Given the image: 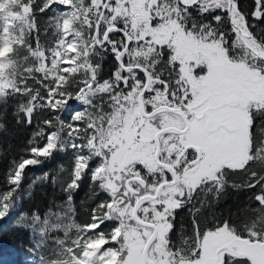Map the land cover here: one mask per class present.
<instances>
[{
  "label": "rangeland",
  "instance_id": "374dc122",
  "mask_svg": "<svg viewBox=\"0 0 264 264\" xmlns=\"http://www.w3.org/2000/svg\"><path fill=\"white\" fill-rule=\"evenodd\" d=\"M28 1H33L34 10L38 13L36 27ZM100 2L101 0H93L97 6ZM173 2L174 0H163L158 4L157 0H129L125 7L124 0H119L120 7L116 8L117 12L123 10L129 20L134 19L140 24L135 37L132 36V25L126 29L134 41L129 51L140 53L134 57V63L151 66L156 63L159 59L158 44L168 45L173 61L179 63V89L184 90L180 98L184 99V92L187 93L188 98L185 103L189 114V128L185 132L169 131L161 134L159 159L171 164L176 170L179 151H184L188 145H194L201 151L197 162L192 164L187 160L189 164L185 169L180 172L176 170L177 181L174 184L164 186L157 197L143 200L138 206L137 214L141 219L157 225V234L149 249L150 257L155 262L224 264L223 258L217 251L236 235L233 228L224 224L214 231H207L200 240L201 253L198 257L177 258L176 252H173L168 245V233L172 227L170 216L173 210L182 204L181 194L195 191L194 187L185 183L186 181L198 180L200 185L208 184L207 193H215L224 185L223 175L217 176L213 165L206 164L205 159L212 161L222 158L225 161L223 168L229 163H243L246 120L249 115L253 117V112L258 107H264V71L243 59L232 56L225 42L211 29L201 30L200 26L184 28L167 13L165 18L153 27L150 24L151 16H154L158 9H163L165 5ZM44 3L45 0H0V91L3 92L0 98L13 90L7 87L11 81H15L19 89L22 86L25 88L28 92L26 110L32 109L33 112L35 108L38 110L44 108L37 120L39 131L34 148L43 147L48 143L47 132L55 129L59 144L63 145V151H69L73 156V167L68 172L69 179L66 185L75 179L76 161L82 156L84 159L81 161V177L86 171L89 172L93 180L101 181L102 186L112 197L110 202L105 203L110 205L106 212L101 207L96 208V218L90 224L101 223L109 217L110 220L117 221L109 233L104 229L94 230L95 234L86 232L85 226L88 224L83 225L75 220L72 201L68 200L73 188L65 186L64 191L68 192L67 198L57 202L56 206L42 214L43 216L49 210L61 214L60 220L53 217V223L62 225L61 230L52 233L49 237L38 236L39 229L33 227L30 231L28 229L30 225L26 220L20 219V215H28L27 211L21 208V201L30 195V186L41 183V176L31 177L29 173H23V177H26L28 182L18 185L17 205L7 217L0 218V221H4L9 228L29 231L31 241L27 245L22 242L14 244L0 241V264H40L41 252L45 253L48 264H63V262L71 264L70 255L60 254L53 257L48 254L47 247H55L57 253H63L65 248L75 247L73 242L83 247L86 240L90 243V247L86 249L89 256L87 259L81 258L80 264H90V262L103 264L99 257L93 259L95 250L99 247L108 248L107 253L103 254L108 257L107 264H115L121 250H124L122 264H147L143 250L153 228L137 222L133 211L141 196L155 194L162 180L170 178L167 176V168L158 164L155 159L156 132L166 126L181 128L184 123L179 116L169 112L156 113L150 117L144 116L138 102L144 84L131 93L126 90L119 95L117 90L115 102L109 99V93L112 92V86L116 81L99 80L95 61L98 46L103 45L105 23L109 22L108 14H105L104 22L100 23V35L97 37L99 13L95 7L88 5L87 0H74V10L49 8L45 12H40L39 9ZM62 11L67 15L60 16ZM57 21L63 22L64 31L60 30ZM34 28L40 35L41 44L37 35L33 36L34 39L31 37ZM68 31L72 32V35L65 42L63 38ZM238 34L241 42L246 46V52L264 58V50L254 40L242 36L239 32ZM139 37H144L147 42L135 43V39ZM252 42L255 43V47L251 46ZM66 45H73L76 51L69 54ZM145 56L148 58L145 59ZM65 58L72 62L64 64ZM167 72L163 70V75ZM159 73L161 74V70ZM175 79L170 80V95L155 90V96L150 97L156 107L177 105V102L169 97L172 93L178 95L177 85L172 83ZM36 82L38 84L33 86ZM57 82L60 87L53 96L49 97L48 90ZM34 87L40 90L39 96L33 91ZM68 95H71L73 102L64 105L63 101ZM49 99L52 104H58L57 111L51 109L48 104ZM143 99L145 103V93ZM85 101L88 103L86 104ZM102 102L103 108H101ZM151 110L153 108L148 106V111ZM61 112H63L62 116ZM76 113L83 118V124L79 128V138H76L75 131L69 135L70 128L67 123H60V121L66 122L70 115ZM46 121L52 122L50 127ZM89 124L92 125V130H86L85 126ZM42 141V145H39ZM74 142L82 146L73 148ZM29 158L34 160V164L28 167L38 166L46 161L39 154L35 157L30 155L24 160ZM253 158L260 160L264 166V143L253 154ZM130 169L136 170L138 175L145 178L143 186L138 181L127 183L125 177ZM45 174V181L53 182L55 178L56 182L59 177V171L51 177L49 175L46 177ZM132 186L136 189L133 190ZM174 189L179 191L174 193ZM109 234L116 241L110 246L106 243ZM246 234L245 237L250 240L264 241L263 220L260 218L251 221ZM54 239L64 243L53 246L51 241ZM33 244L46 248L37 251L33 248ZM79 251L80 249L77 248V252ZM220 253L223 255L226 252Z\"/></svg>",
  "mask_w": 264,
  "mask_h": 264
},
{
  "label": "trees",
  "instance_id": "16d2710c",
  "mask_svg": "<svg viewBox=\"0 0 264 264\" xmlns=\"http://www.w3.org/2000/svg\"><path fill=\"white\" fill-rule=\"evenodd\" d=\"M28 2L32 10V19L36 27L39 19V17L38 19L36 18L38 13L34 10L33 1ZM236 2L239 4L240 13L247 18V24L251 33H253L258 40L264 42V21H253L251 18V14L257 6L256 0H236ZM221 15L225 14L221 13ZM193 17L196 20L197 27L200 26L201 28L206 24H211V30H216L215 35L217 37L219 36L216 33H222V40L225 42L232 56L243 59L252 66L264 71V58L252 56L249 52H246V46L241 42L239 34L235 31L233 25L229 24L227 16L217 24L213 20L212 13L199 16L193 10L192 17L188 19L187 28L189 29L192 28L191 21ZM253 23L255 27H252ZM203 28L210 30L208 27ZM34 35H37L40 39V35L36 33L35 28L31 35L32 39H34ZM123 39V36L113 33L110 36L109 43H111V41L121 42ZM166 46L169 48L168 45ZM95 61L98 66L96 72L98 79L112 80V73L118 66L112 59L111 48L108 47V45L103 44V46H98ZM153 65H155L154 68ZM153 65H148V67L145 66L150 73L154 71L159 75L160 70L168 71L164 74V77L169 89L162 90L157 88L156 90H161L166 94L171 93L170 80L180 75L179 63L172 61V68H169L168 62H156ZM133 71L135 72L137 70ZM37 73L40 74V72ZM132 74L133 73H128L130 76ZM37 84L38 82L33 86ZM28 86H30V84ZM152 86H154L153 83ZM122 89L123 87L121 86L118 90L119 95L126 91V89ZM33 91L39 96L40 90L34 87ZM177 91L178 96H182V91ZM27 96L28 92H26L25 88L22 86L19 92L11 90L0 98V188L3 187L7 174L13 171V169L25 158L30 156L31 149L36 146L35 139L39 131L37 120L44 108H41L42 110L36 108L33 110L32 122L29 124L27 122L25 108V103L28 100ZM171 100L174 101L172 98ZM176 102L178 105V101ZM171 114L175 115L173 113ZM261 116H264V113H261ZM261 116H257L256 111L253 112V118H255L257 123L264 118ZM48 127L50 126L48 125ZM262 140H264V136H261L259 133L254 134L252 138L253 154L263 145ZM42 143L43 141L40 142L39 145H42ZM72 167V154L69 151H60L57 149L51 158L46 159L43 164L33 167L30 166L24 170L23 173H29L31 177L40 175L41 183L36 184V186H30V195L22 199L21 208L26 210L28 215L37 209L42 215L47 209H52V207L56 206L57 202L66 199L68 192H65L64 189L69 179L68 172L71 171ZM56 171H59V177L55 183L51 180H44L45 173L51 177ZM252 173H255L257 177L264 175V166L260 160L256 158H253L252 163L243 170L230 171L228 166L224 167L221 172L224 177V185L217 192L207 193L208 184H203L200 190H195V195L191 196L190 199L187 197L184 198L187 200L186 203L181 199V205L183 206L180 205L176 207L170 216L172 227L170 229L171 231L168 233L169 248L176 250L179 254L178 256L193 258L199 254V249L196 248L198 239L207 231L223 224H228L245 237L247 235L246 231L248 225L251 221L255 219L260 220L261 218L264 222V207L256 203L258 194L261 195L262 203H264V192H261L260 185H257L255 189L248 187L250 183H255V181L251 179ZM26 181L28 182V179L23 177L21 185ZM70 197L74 207V218L78 223L83 225L90 224L94 220L93 212H95L96 215V208L99 207V201L102 200L104 203H108L112 199L110 193L102 186L101 181L93 180L87 171L79 180L78 190L77 188H73ZM193 215L195 216V222L199 225L198 231L193 228ZM116 221L117 220L112 219L107 225L103 224L100 229H104L109 233ZM173 224L175 228H173ZM30 235V232L27 230L9 228L5 225L4 221H0V241H9L14 244L22 242L27 245L30 244L31 241ZM123 251L124 250H121L115 264H122V260L124 259V254H122ZM241 256H243L241 261L237 263L236 260L231 264H252L248 257L244 255Z\"/></svg>",
  "mask_w": 264,
  "mask_h": 264
},
{
  "label": "snow or ice",
  "instance_id": "6c2138e0",
  "mask_svg": "<svg viewBox=\"0 0 264 264\" xmlns=\"http://www.w3.org/2000/svg\"><path fill=\"white\" fill-rule=\"evenodd\" d=\"M88 5L91 7H95L97 9V12L100 16V21L97 23L96 26V35H100L99 32V23L104 22V15L108 14L109 16V22L105 23V39L104 44L108 45V47L111 48V56L112 59L117 63V69L113 71L112 73V80L116 81L115 85L112 86V92L109 93V99L113 100L115 102V98L117 95V90L123 87V89H126L127 92L131 93L134 92L137 88H139L143 84H147L149 81V76L155 80V84L153 88H147L145 87L143 89L144 93H152L153 96H155L156 92L155 90L157 88L162 90H167L168 84L165 80V77L163 75V70H161V74L157 75L154 71L149 73L148 69L144 68L142 65L134 63V57L136 55H139L140 53L138 51H132L130 52L129 49L133 45V39L129 38V33L127 32V27L129 25H132V36L135 37L136 31L139 29L140 24L136 20H129L127 18V14L121 10L120 12L116 11L117 7H120L119 0H101L100 4L97 6L93 3V0H87ZM129 0H124V6L126 7L128 5ZM163 0H157V3H162ZM256 8L253 10L251 14V18L253 21L260 20L264 21V0H256ZM49 8H52L55 10L56 8H68L70 10H74V0H45V3L41 6L39 9L40 12H45ZM195 11L197 15L204 16L206 14L212 13L213 14V20L219 24L220 20L225 19L227 16L229 24L230 25H240L243 28V31L246 35L251 36L252 34L249 31V26L247 24V18L243 16L242 13L239 12V4L236 2V0H174L172 4H167L163 9H158L154 16H151L150 18V24L155 27L160 21H162L165 18V13L168 15H171L177 24L182 25L184 28L188 27V19L189 17H192V11ZM215 13V14H214ZM221 13L225 15H221ZM67 14L65 12H60V16H66ZM58 26L60 27L61 31H64V24L62 21H57ZM192 27H196V20L193 17L192 18ZM89 27H91V21H89ZM203 27H208L211 29V24H206L202 26L201 30H203ZM252 27H255V24L253 23ZM213 32H216V30H212ZM113 33L119 34L125 38L122 42L117 41H111L109 43L108 37H110ZM220 39H223L222 33H216ZM72 35V32L68 31L66 35L64 36V41L66 42L68 37ZM141 41L147 42L144 37H139L135 39V43L139 44ZM118 44V46H117ZM103 46V45H101ZM253 47H255V43L252 42ZM67 50L69 51V54L71 52L76 51V48L73 45H66ZM95 47V46H93ZM157 49H159V59L156 61L157 63L160 62H168L169 68H172V61L173 57L169 54L171 52V49L167 48L166 45L158 44ZM221 51H223V48H221ZM148 57L145 56V59ZM45 60L47 61V58L45 57ZM129 61H133V63H129ZM69 59L65 58L63 61L64 64L71 63ZM155 65H153V68ZM136 68L137 71H133V69ZM64 71H67V69H64ZM128 73H133L131 76L128 75ZM139 77V78H138ZM131 81V83H130ZM173 84L177 85V90L184 91L183 89H179L180 84V77L177 76L175 80L172 81ZM7 87L12 88L14 91L19 92L20 89L16 86L15 81H11ZM60 85L57 82L56 85L48 90L47 95L49 97L53 96L56 89L59 88ZM106 91V90H105ZM0 94H3L2 91H0ZM67 95V94H65ZM144 98V97H142ZM171 98L173 100L176 99L175 93H172ZM188 98V95L186 92H184V99L186 100ZM71 102H73L71 95H68V98L63 101L64 105H68ZM87 104L88 101H85ZM145 111H148V106H151L153 109H155L156 104L153 102L151 98H145ZM48 104L51 106V109L53 111L58 110V104H52L51 99L48 100ZM109 107H111V104H109ZM101 108H103V102L101 104ZM31 113L32 109L26 110V118L27 122L30 124L32 122L31 120ZM261 113H264V107H258L256 109V115L261 116ZM150 115H154V111L152 113H149ZM63 115V112H61V116ZM264 117V116H261ZM51 121H46L47 125H51ZM60 123H67L69 125L70 131L69 135L72 134L73 131L76 132V138H79V128L83 124V118L79 113L70 115L68 120L60 121ZM86 130H92V125H86ZM259 133L261 136H264V118H262L259 123L256 122L255 118L249 117L246 120L245 125V146H244V154L242 156L243 163L239 164H233L229 163L228 169L230 171H236V170H243L247 168L253 160V149L251 147L252 144V138L254 134ZM47 139L48 143H46L43 147H37L31 149V156L35 157L37 154H39L40 157H43L45 159H50L53 153L59 148V150L63 151V145L59 144V137L58 133L55 129H52L47 132ZM75 139V138H74ZM262 143H264V140H262ZM78 146L75 142L73 143L72 147L76 148ZM172 155V153H170ZM84 158L78 157L75 165V179L71 180L70 183L67 185L68 188H77L78 190V181L81 179V161ZM199 159V154H196V158ZM43 162V161H41ZM205 163H211L213 165L214 170L216 171V175L219 176L221 174V170L225 164L224 159H215L212 161H208L205 159ZM34 164V160L32 158L26 159L22 161L16 168L14 172L10 171L7 174V178L4 182V185L2 188H0V218L7 217L10 212L16 207L17 205V196L16 193L19 191L18 185L22 183L23 181V172L24 170L30 165ZM46 177L48 174H45ZM168 176H174V173L171 172V170H168ZM251 179L255 181V183H250L248 187L255 189L257 185H260L261 192H264V175H261L257 177L255 173H252ZM53 183H55V178H53ZM185 183L189 184L190 186L194 187L195 190H200L201 185L199 184L198 180L192 181H186ZM143 186V183H142ZM179 189H174L173 192H178ZM195 195V191H192L190 193H182L181 199L184 200L186 203L187 200L184 199L187 197L188 199L191 198V196ZM69 202H71V197L68 198ZM256 203L257 205L264 207V203H262L261 195H257L256 197ZM98 206L104 209L106 212L108 207L110 205H106L104 201H99ZM183 206V205H181ZM198 211V210H197ZM53 217L56 218V220L62 219L61 214L59 213H53L51 210H49L47 213H45L43 216L39 213V210H34L30 215L22 214L20 215V219L26 220L28 225V229L32 231L33 227H37L39 229L38 236H51L52 233H58L62 225L59 223H53ZM93 218L95 219V212H93ZM193 228L194 230L198 231L199 225L195 222V216L193 215ZM109 219H105L101 221L102 224L107 225L110 222ZM174 219V217H173ZM101 223L96 224H88L85 226L86 232H93L95 234L94 230L101 228ZM20 226V225H15ZM173 228H175V225L173 224ZM171 231V230H170ZM64 241L54 239L51 241V245H57L62 244ZM75 244V247L72 248H65L63 250V253H57L55 250V247L49 246L47 247V252L51 256H57L60 254L63 255H70L71 256V264H80L81 258L87 259L89 256V253L86 251L87 248L90 247V243L86 240L83 247H81L79 244H76V242H73ZM106 243L110 246L111 244H115L116 241L112 239L111 234H109L108 240ZM49 245V243H48ZM47 245V246H48ZM33 248L37 251H40L44 248H41L40 245L33 244ZM77 248L80 249L79 252H77ZM108 251L107 247H99L95 250V256H93V259L96 257H99L103 264H107L108 257L106 254ZM40 264H48V261L46 260V256L44 252H41V255L39 257ZM63 264H67V262H63ZM91 264V262H90Z\"/></svg>",
  "mask_w": 264,
  "mask_h": 264
},
{
  "label": "water",
  "instance_id": "95a60500",
  "mask_svg": "<svg viewBox=\"0 0 264 264\" xmlns=\"http://www.w3.org/2000/svg\"><path fill=\"white\" fill-rule=\"evenodd\" d=\"M99 21H100V16L98 18L97 23ZM99 27H100V23H99ZM233 28L235 29V31L239 32L242 36H245V37H248V38L254 40L262 48V50H264V42L258 40L257 37H255V35L253 33L250 32L252 34L251 36L246 35L244 33V31H243V28L239 27L238 25H233ZM97 37H98V35H97ZM129 38H130V34H129ZM104 39H105V37H104ZM103 42H104V40H103ZM103 42H102V44H104ZM143 67L146 68L145 66H143ZM133 70H137V69L134 68ZM149 73H150V71H149ZM150 80H151V75L149 76L148 83L144 84V88L145 87L148 88V86L150 84ZM142 97H144L143 90L139 93L138 102H139L140 111L142 112V114L144 116H146V117L152 116L149 113H152L153 111H154L155 114L156 113H160V112H172L174 114L180 115L184 119V121L186 123V127H184V128H178L176 126H166V127H163L161 129H159L156 132L155 141H156L157 147H156V151H155V159L160 165H163L168 170H171V172L174 173V178L171 179V180H165V181L161 182L159 184L155 194H146V195L141 196L137 200V202L135 204L134 211H133V216H134V218H135V220L137 222H139L142 225L149 226V227L153 228V232L150 235V237L148 238V240L146 241L145 246H144V250H143L144 251L145 261L147 262V264H161V263L155 262L150 257V254H149V249H150L151 244H152V242H153V240H154V238H155V236L157 234V230H158L157 225L154 222H150V221H146V220L141 219L138 216V214H137V209H138V206L140 205V203L143 200H145L147 198H155V197H157L159 192H160V190L164 186L174 184L177 181V172L173 168V166L171 164H169L167 162H163V161H161L159 159V153H160V150H161L160 136H161V134H163L165 132H169V131H176V132H184V131H186L188 129V127H189V119H188V116H187L185 110H183L180 107L170 106V105H160V106L156 107L155 109L146 112L145 111L144 99ZM127 183H128V180H127ZM222 249L231 250V251L236 252L237 254L244 255V256L248 257L251 260L252 264H264V241L250 240V239H248L246 237L237 238V239H233L231 242L226 244Z\"/></svg>",
  "mask_w": 264,
  "mask_h": 264
},
{
  "label": "flooded vegetation",
  "instance_id": "af4514ba",
  "mask_svg": "<svg viewBox=\"0 0 264 264\" xmlns=\"http://www.w3.org/2000/svg\"><path fill=\"white\" fill-rule=\"evenodd\" d=\"M101 46V45H100ZM129 63H133V62H129ZM136 64H139V65H144V66H146V67H148V65L147 64H142V63H136ZM154 79L153 78H151V80H150V85L149 86H151V87H153L152 86V83H153V85L155 84L154 83ZM167 89H169V88H167ZM164 94H166L165 92H163ZM166 95H170V93L168 94H166ZM153 97V94L151 93V94H149V93H145V98H150V97ZM175 102L176 101H178V105L177 106H179V107H181L183 110H185V112H186V114H187V116H189V114H188V112H187V107H186V103H185V99H181L178 95L176 96V99L174 100ZM145 104V103H144ZM146 105V104H145ZM146 107V106H145ZM174 114V113H173ZM175 115H177V114H175ZM177 116H179L180 117V120H182L183 121V123H184V125H183V127H181V128H184V127H186V123H185V121H184V119L180 116V115H177ZM188 119H189V117H188ZM189 128V127H188ZM185 132V131H184ZM181 145H183V144H181ZM185 146V145H184ZM201 151H200V149H198V147H196V146H194V145H188V146H186L185 147V150L184 151H179V157H178V163H177V167H175L176 168V170L177 171H182V169L184 168L185 169V166H187L189 163L187 162V160L189 161V162H191L192 164H194L195 162H197L198 160L197 159H195L196 158V154H200L201 155V153H200ZM193 156V157H192ZM200 157V156H199ZM157 162V161H156ZM159 164V163H158ZM165 167V166H164ZM166 168V167H165ZM184 171V170H183ZM166 172L168 173V169H166ZM166 174V173H165ZM167 176H168V174H167ZM169 177V176H168ZM167 177V178H168ZM174 177L172 176V177H170V178H168L169 180H171V179H173ZM180 178V177H179ZM125 179H127L128 180V182H133V181H138L139 183H145V178L144 177H142V176H140V175H138L137 173H136V170H134V169H130L129 171H128V175H126V177H125ZM163 181H165V180H162V182ZM159 186V185H158ZM134 189L133 190H135L136 189V187H134V186H132ZM158 188V187H157ZM132 190V191H133ZM224 225V224H223ZM222 226V225H221ZM221 226H218V227H216V228H214V229H212L213 231L214 230H216L217 228H219V227H221ZM231 227V226H230ZM231 228H233V230L235 231V234L236 235H234L230 240H228L227 242H225L219 249H218V251H217V253H218V255H220L222 258H223V263L224 264H231L232 262H234V261H236L237 260V263L239 262V261H241V258H243V256H241L240 254H237L236 252H234V251H231V250H227V249H222L226 244H228L229 242H231L233 239H237V238H244V236H242L240 233H238L237 231H236V229L234 228V227H231ZM210 231V230H209ZM206 234V233H205ZM204 234V235H205ZM203 235V236H204ZM203 236H201L199 239H198V242H197V249H199V254L197 255V256H195V257H193V258H196V257H198L199 255H200V253H201V248H200V240L202 239V237ZM173 252L175 251L176 252V257L177 258H181V256H178L179 254H178V252L176 251V250H173V249H171ZM226 252L225 254H223V255H221V253L220 252Z\"/></svg>",
  "mask_w": 264,
  "mask_h": 264
},
{
  "label": "bare ground",
  "instance_id": "6f19581e",
  "mask_svg": "<svg viewBox=\"0 0 264 264\" xmlns=\"http://www.w3.org/2000/svg\"><path fill=\"white\" fill-rule=\"evenodd\" d=\"M170 113H172V112H170Z\"/></svg>",
  "mask_w": 264,
  "mask_h": 264
}]
</instances>
